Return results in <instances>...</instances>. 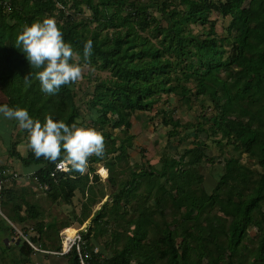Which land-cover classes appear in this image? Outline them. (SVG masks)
Masks as SVG:
<instances>
[{
    "label": "trees",
    "instance_id": "trees-1",
    "mask_svg": "<svg viewBox=\"0 0 264 264\" xmlns=\"http://www.w3.org/2000/svg\"><path fill=\"white\" fill-rule=\"evenodd\" d=\"M9 1V8L0 6V78L11 106H25L41 120L51 114L70 124L86 122L79 112L83 106L110 143L102 156L89 157L83 173L71 165L68 171L56 170L63 156L37 158L30 148L21 157L25 165L37 166L33 176L48 186L46 199L66 203L79 190L92 204L102 201L93 184L101 181L97 169L103 163L105 179L116 188L112 203L105 200L92 216L85 203L80 223L90 219L96 226L83 233L88 241L94 232L98 238L109 234L106 246L112 255L92 252L89 264H264V0ZM214 12L231 18L223 34ZM48 14L57 17L74 59L91 68L83 76L94 84L81 98L76 81L54 94L41 91L39 79L30 78L36 70L16 46L23 27ZM89 38L92 51L85 56ZM172 96L215 113L197 114L184 124L166 106ZM151 110H156L151 116L158 120L156 129L164 126L167 137L177 141L172 146L190 142L178 150L179 158L164 154L161 166L138 170L126 165L135 147L132 116ZM209 141L231 148L223 159L226 171L211 190L201 172L204 162L215 161L207 151ZM12 151L16 155L15 144ZM5 179L0 254L16 246L19 260L13 263L27 264L35 251L10 220L21 223L36 246L61 249L60 229L72 223L58 227L55 219L46 221L30 186ZM250 228L257 229V237L249 235ZM63 256L67 264H81L76 249Z\"/></svg>",
    "mask_w": 264,
    "mask_h": 264
},
{
    "label": "rangeland",
    "instance_id": "rangeland-1",
    "mask_svg": "<svg viewBox=\"0 0 264 264\" xmlns=\"http://www.w3.org/2000/svg\"><path fill=\"white\" fill-rule=\"evenodd\" d=\"M154 13H157V12L154 11ZM85 14L88 15V12L86 11ZM211 16H212V19L213 18L218 19L217 29H218L219 33L223 34L224 30L228 26L231 18L230 17H227V18L219 17L216 12H214ZM197 27L199 28L200 26L199 25L195 26V31L198 30ZM90 69L91 68L89 65L83 66L82 75H81L80 79H78L74 84L80 90L79 91L80 92V98L82 97L84 91H86V90H87V92L90 91L92 89L91 85L94 84L93 81H91L89 78H87L86 76H83V74H87L90 71ZM162 105H163V101L156 104L157 108L161 107ZM166 106L169 109V111H171L173 113L174 118L180 119L182 121V123H184V124H186L187 122L194 121L195 120L194 117L197 114L203 115L206 111H208L207 113H212V112L215 113V111L213 110L212 107H208L209 108L208 110L207 109H204V110L199 109V105L194 100L191 102L190 105H188L181 100V96H172V100H170V102L168 104H166ZM155 111L151 110L149 113L138 111L132 116L134 125L131 129V132L134 133V135H135V138H134V146L135 147L133 149H131V153H130L131 157L127 160L128 162L126 165L129 164V165H133V167L136 166L135 168L138 170L143 168L144 166H147V167H152L153 165L161 166V164H162L161 158L163 157L164 154L166 156H172L174 153L175 157L179 158L178 153H180V151H178V150H180V149L184 150L189 145V142H190V139H188V142H182V143L178 144L179 145L178 149L175 148V146H172L171 144L173 142H174V144L177 143V141H175V138L167 137L166 128L164 126H162L160 131H159V129H156L155 123L158 120H155L153 122L151 119V116H154L156 114ZM79 112L82 115L86 116V118H85L86 123L93 125L91 120L88 119L89 115L86 114V110L83 106L81 107ZM178 128H179V130H181L183 128V126H179ZM188 130H192V127ZM118 131H119L118 129H115V132H118ZM208 143H209V149L207 150L208 154L210 156H213L215 158V161H213L212 163L211 162H204L203 168L201 169V172L206 176V180L204 182L205 188L207 190H211L213 188V185L216 183V178H218L219 175L223 174L226 171V168H225L226 163L223 161V159H224V157L229 156V154L227 153V150L231 149V148L230 147H226V148L220 147L211 141H209ZM108 146H110V143L105 139V148H108ZM28 148H30L29 143H28ZM140 148L144 149L143 151L145 152V157L141 156L142 152H141ZM234 154H235V152H234ZM242 157L245 158V160L247 159L245 157V154ZM102 164L103 163H100V166L97 169V173L99 174V176L101 178L99 180H101V181H98L97 183L93 184V186H94L93 192L98 197L97 200H100L101 197L104 196V198H102V201L97 203V204H92L91 202H89L90 199H86L85 195L80 190L76 191V194L73 197L72 203H66L64 200H60L57 202L47 200L46 194H45L46 189L43 188V185L39 184L38 180L36 179L35 176H33V174L30 175L31 177H29V176L24 177L21 174L22 175L21 178L19 180H15V181L19 185L30 186V188L33 192L31 199L43 211L44 219H46V221H51V220L55 219L58 227L64 221H65V223H67V222L72 223L71 225H69L67 227L68 229L65 228L63 231H61L62 230V228H61L60 232H59V235L61 236V238H62L61 232H63V234H67L68 232H70L69 234L71 236H69V237H72L73 235H75V233L77 232V230L79 228L83 229L82 233H85L87 231V229L89 228V226L96 228V226L92 220L89 221L90 223L87 222L88 220L85 221V222H87V224L84 222L85 223V224L83 223L84 225L83 224L81 225V223H80L81 219L84 217L83 207H84L85 203H88L87 214H91V216H92V213L96 209H98L105 200H108L110 202V205L112 203L111 202V196L115 192L116 188L111 187V185H109L107 180L105 179L107 176V173L103 172L104 166ZM186 166H187V164L184 163V167H186ZM106 170L108 172L107 168H106ZM86 172H87V169H86ZM27 181H29V183H27ZM161 182L167 186L169 184V182H167L165 180V178H162ZM44 185H46V184H44ZM149 205L150 206L153 205V201H149ZM0 213L3 214L1 207H0ZM91 216H90V218H91ZM31 222L34 223V221H31ZM83 227H85V228H83ZM109 227H110V229H112L111 226H109ZM104 233L102 234L103 236H101L99 238L95 236L96 235L95 232L90 234L89 241L85 237V239L87 240V243H88V250H90V251L94 250V251H96V253H101L102 257L112 255V248L106 246V243L111 238V236L109 234H104ZM249 235L252 238L257 237L258 236L257 229L256 228H250L249 229ZM13 241L15 242V239ZM3 258H4V260L3 259L2 260L4 262H6V264H10V262H13L12 260H14V259L19 260L18 250H17L16 246L9 247V248L5 249ZM0 259H1V257H0ZM53 260H54L55 264H67L66 258H63V257L54 258ZM41 261L43 262L42 264H44V262H46V264H51V262L49 263L44 258H41ZM0 264H2V263L0 262Z\"/></svg>",
    "mask_w": 264,
    "mask_h": 264
},
{
    "label": "clouds",
    "instance_id": "clouds-1",
    "mask_svg": "<svg viewBox=\"0 0 264 264\" xmlns=\"http://www.w3.org/2000/svg\"><path fill=\"white\" fill-rule=\"evenodd\" d=\"M93 41L84 44V55H90ZM16 46L26 55L30 73L40 81L41 91L54 94L62 85L80 79L83 66L75 60L72 44L64 38V31L55 15L48 14L26 24L17 35ZM26 77V79H30ZM0 117L15 119L28 132V143L37 158L56 161L63 156L72 169L85 172L89 157L102 156L105 137L97 127L86 122L68 123L51 114L43 120L33 116L25 106L0 103Z\"/></svg>",
    "mask_w": 264,
    "mask_h": 264
},
{
    "label": "crops",
    "instance_id": "crops-1",
    "mask_svg": "<svg viewBox=\"0 0 264 264\" xmlns=\"http://www.w3.org/2000/svg\"><path fill=\"white\" fill-rule=\"evenodd\" d=\"M4 1H9V0H4ZM0 6H1V4H0ZM6 9H7V7H6ZM6 9H5V11H6ZM0 103H7L11 106L9 96L6 93V85L4 84V81L1 80V78H0ZM27 141H28V133L26 132V129L22 128L19 125L18 121H16L15 119L0 117V167L5 166L10 170L17 171L20 175L22 174L24 177H26V176L31 177L30 175H32L34 173L37 166H35V165L27 166L21 160V157H25L27 155L28 151L30 150V148H28V142ZM14 144H15V148L17 151L16 155L12 151V146ZM12 153H13V155H12ZM27 183H29V181H27ZM88 221H89V219H88ZM10 222L12 225H15L16 227H18L21 230V228H22L21 223L16 222V221L13 222L11 220H10ZM87 222H85V223L87 224ZM85 227H83V228H85ZM64 228H62L61 231H63ZM66 229H68V228H66ZM41 249L42 250L34 249L35 251L30 256V260L27 264H42L43 262L41 261V258H44L49 263L51 262V264H55L54 260H53L54 258H60V257L64 258L63 255H58V254L48 252L50 250L47 251L43 248H41ZM51 251H56V250L53 249ZM0 257H1L0 262L2 264H6V262L3 261L4 258L1 254H0ZM10 264H15V263L10 262ZM44 264H46V262H44Z\"/></svg>",
    "mask_w": 264,
    "mask_h": 264
},
{
    "label": "built area",
    "instance_id": "built-area-1",
    "mask_svg": "<svg viewBox=\"0 0 264 264\" xmlns=\"http://www.w3.org/2000/svg\"><path fill=\"white\" fill-rule=\"evenodd\" d=\"M0 4L9 8L10 6V2L9 1H4V0H0ZM69 162L65 161V160H59L56 163V170L58 171H67L69 168ZM13 179V180H19L21 178V175L14 170H10V169H3L0 168V190H1V186L3 183V179ZM5 179V180H6ZM43 188L47 189L48 186L47 185H43ZM16 229V232L18 235H21V237H23L34 249L36 250H42L40 247L36 246L31 239L28 237V235L24 234L18 227H16L15 225H13ZM82 228H79L77 230V232L75 233V235H73L72 237H69L67 234H63L62 232V241H63V245L61 247V249L56 250V251H48L54 254H58V255H66L68 254L70 251H72V249H76L80 262L81 264H89L88 259H90L92 257V252H95L94 250L90 251L88 250V243L87 240L85 239L83 233H82ZM15 239H17L15 237Z\"/></svg>",
    "mask_w": 264,
    "mask_h": 264
},
{
    "label": "bare ground",
    "instance_id": "bare-ground-1",
    "mask_svg": "<svg viewBox=\"0 0 264 264\" xmlns=\"http://www.w3.org/2000/svg\"><path fill=\"white\" fill-rule=\"evenodd\" d=\"M68 165H70V163H69ZM69 168H70V167H69ZM69 168H68V170H69ZM68 170H67V171H68ZM69 233H70V232H68L67 235H68V236H71ZM62 245H63V241H62ZM61 247H62V246H61Z\"/></svg>",
    "mask_w": 264,
    "mask_h": 264
}]
</instances>
